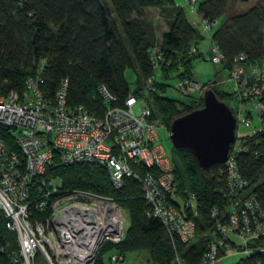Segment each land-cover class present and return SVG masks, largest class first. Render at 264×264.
Masks as SVG:
<instances>
[{
  "label": "built area",
  "instance_id": "obj_1",
  "mask_svg": "<svg viewBox=\"0 0 264 264\" xmlns=\"http://www.w3.org/2000/svg\"><path fill=\"white\" fill-rule=\"evenodd\" d=\"M184 1L195 9L196 0ZM199 20L206 30L216 23V19ZM209 41V59L221 64L222 52ZM194 51L195 45L190 44L187 53ZM147 54L155 70L161 63H169L157 42ZM43 63L44 57H40L20 89L0 94V125L12 130L17 147L10 148L0 138V211L5 226L15 234L13 260L35 264L37 253L47 264H94L103 240L115 242L124 236L127 212L116 198L88 188L65 187L58 176L44 174L56 153L62 164L92 161L103 166L115 188L124 176L136 178L146 214L157 218L172 240L169 264H226L230 256L236 258L228 264H236L239 257L264 264V243L258 242L264 236V208L249 193L235 160V153L244 149L243 136L263 126L262 61L246 62L238 52L228 67L234 103L227 105L234 117L235 136L221 162L225 184L220 201L208 208L207 224L198 233L203 249L191 263L182 259L174 239L185 245L198 236L194 218L198 201L193 192L178 187L170 157L157 141L156 129L164 125L150 103L152 95L160 93L153 73L144 77L138 91L128 90L117 104L113 94L98 82L96 90L104 105L97 114L81 103L65 102V79L49 96L43 88ZM181 69L177 63L176 71ZM189 71L175 75L173 87L183 95H201L206 86L191 75V68ZM252 117L256 123L241 130L249 126ZM108 257L120 260L123 253L114 250Z\"/></svg>",
  "mask_w": 264,
  "mask_h": 264
},
{
  "label": "trees",
  "instance_id": "obj_2",
  "mask_svg": "<svg viewBox=\"0 0 264 264\" xmlns=\"http://www.w3.org/2000/svg\"><path fill=\"white\" fill-rule=\"evenodd\" d=\"M195 2L194 11L199 18L217 21L209 40L222 52L223 67L228 70L233 55L238 52L244 54L246 62L264 63V0ZM148 6L160 8L156 12L166 22L159 40L155 39L152 24L143 10ZM156 42L169 60L166 66L161 63L158 70L153 69L147 54ZM190 44L195 45L193 53H187ZM197 55L194 28L182 7L173 0H0V94L10 88L20 89L37 60L44 57L42 75L46 93L53 96L59 82L65 79V102L81 103L99 114L104 101L96 90L98 82L113 94V103L117 104L128 90L138 91L144 77L153 73L154 85L160 93L152 95V111L168 126L173 117L202 103L201 95L195 92L187 94L190 98L185 102L164 94L169 78L190 74ZM177 63L181 70L176 71ZM128 67L136 74L132 88L124 77ZM211 82L203 83L213 89ZM213 91L224 100V91ZM231 93L234 94V88ZM261 99L264 101V96ZM13 137L9 127L0 125V138L10 148L17 149ZM241 143L244 149L235 153L238 170L247 181L249 193L264 208V121L260 130L243 136ZM170 161L178 187L197 197L198 215L194 218L198 235L207 224L209 206L220 201L225 184L224 171L220 168L223 164L213 163L203 171L188 149L174 146ZM44 174L58 176L65 187L112 195L124 206L128 218L124 236L115 242L103 240L94 264H101V255L109 249L123 253L140 248L147 249L154 264H168L173 253L172 240L161 222L146 214L136 178L124 176L121 185L115 188L103 166L92 161L62 164L56 153L52 154ZM258 242L264 243V236ZM174 243L182 259L189 263L203 249L200 235L185 245L175 239ZM16 250L15 234L5 226L0 211V264H22L19 259L11 258ZM39 259L36 253L34 263L40 264ZM235 263L254 264L251 258L241 257Z\"/></svg>",
  "mask_w": 264,
  "mask_h": 264
},
{
  "label": "rangeland",
  "instance_id": "obj_3",
  "mask_svg": "<svg viewBox=\"0 0 264 264\" xmlns=\"http://www.w3.org/2000/svg\"><path fill=\"white\" fill-rule=\"evenodd\" d=\"M173 2L175 5L182 7L187 19L190 21V23L194 28L197 38L199 55H197V57H195L194 59L191 75L195 79L201 82L212 80L211 85L213 89L224 91L225 102L228 105H232L234 103V100L231 91L234 88V84L227 79V69L223 67L220 63H214L209 59L211 50H210V44H209L210 41L208 34L213 29L216 23L212 25L210 29L206 30L201 24L196 12L193 9H191V7L186 5L184 0H173ZM241 5H243V3ZM145 15L152 24L153 27L152 31L155 39L159 40L160 34L163 28L165 27L164 24H166V22H164L165 19H162V17H157V16L155 17L154 11H146ZM124 77L127 81L129 88H132L136 83V74L133 68L131 67L126 68L124 70ZM175 81H176L175 77H171L168 79L169 86L165 87L164 94L171 98L176 99L177 101H183V102L187 101L190 98V96L183 95L179 91L175 90L173 87ZM160 123L164 125L167 131V125L164 124L163 122ZM254 123H256V120L255 117H252L249 126H242L241 130H248L249 127H251V125H253ZM164 127L160 126L156 129L157 141L163 147L165 154L168 157H171L172 144L167 133L165 132ZM112 251L114 250L109 249L101 255V259H100L101 264H154L153 261L150 259L147 249L145 248H140L136 250L135 249L126 250L123 252V257L120 260L109 259L108 257L109 253ZM39 258H40L39 259L40 264H47L45 260L41 259L40 256ZM235 258L236 256H230L224 261V263L228 264L229 262L233 261Z\"/></svg>",
  "mask_w": 264,
  "mask_h": 264
},
{
  "label": "water",
  "instance_id": "obj_4",
  "mask_svg": "<svg viewBox=\"0 0 264 264\" xmlns=\"http://www.w3.org/2000/svg\"><path fill=\"white\" fill-rule=\"evenodd\" d=\"M201 99V105L169 121L167 135L172 146L188 149L200 169L207 171L213 163L225 160L234 140L235 121L227 103L212 88H204Z\"/></svg>",
  "mask_w": 264,
  "mask_h": 264
},
{
  "label": "crops",
  "instance_id": "obj_5",
  "mask_svg": "<svg viewBox=\"0 0 264 264\" xmlns=\"http://www.w3.org/2000/svg\"><path fill=\"white\" fill-rule=\"evenodd\" d=\"M160 8H158V7H150V6H148V7H144L143 8V10H144V12H146V11H154L155 13H156V11H158ZM158 17H162V19H164V17H163V15H159ZM164 22H165V20H164ZM165 25V27L163 28V30H165L166 29V24H164ZM162 30V31H163ZM197 48H198V46H197Z\"/></svg>",
  "mask_w": 264,
  "mask_h": 264
}]
</instances>
